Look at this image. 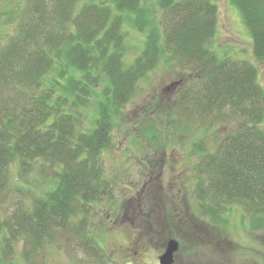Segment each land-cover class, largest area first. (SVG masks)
<instances>
[{
    "label": "trees",
    "instance_id": "trees-1",
    "mask_svg": "<svg viewBox=\"0 0 264 264\" xmlns=\"http://www.w3.org/2000/svg\"><path fill=\"white\" fill-rule=\"evenodd\" d=\"M78 1L30 0L17 35L0 50V184L12 167L20 175L41 162L59 168L52 189L24 209L18 202L4 233L39 248L101 203L100 157L112 145L114 120L160 58L200 76L194 97L200 114L229 107L243 121L198 167L201 195L218 205L232 201L264 210V92L252 65L213 52L216 6L158 0L157 13L145 0H90L74 11ZM229 1L250 35L255 60L264 61V0ZM124 24L144 35L143 50L129 65ZM92 101V125L84 128ZM79 230L87 253L92 244L98 250Z\"/></svg>",
    "mask_w": 264,
    "mask_h": 264
},
{
    "label": "rangeland",
    "instance_id": "rangeland-1",
    "mask_svg": "<svg viewBox=\"0 0 264 264\" xmlns=\"http://www.w3.org/2000/svg\"><path fill=\"white\" fill-rule=\"evenodd\" d=\"M87 1L79 0L74 11ZM157 1L145 0V5L158 13ZM210 2L217 10L213 52L219 59L252 65L264 92V61L255 60L238 10L229 0ZM29 4L0 0V50L17 35ZM124 30V62L129 65L143 50L144 35L127 24ZM183 65L160 58L137 84L114 120L111 147L100 157L101 203L81 219H70L39 248L4 233L3 223L10 221L18 202L24 209V203L52 189L59 168L41 162L22 175L18 167L8 170L6 183L0 184V264H158L170 240L178 243L172 264H264L262 207L232 201L218 205L204 198L203 176L197 171L243 121L229 107L200 114L194 98L200 76ZM94 106V101L88 105L84 128L92 125ZM259 128L264 131V119ZM77 225L98 250L92 244L87 253Z\"/></svg>",
    "mask_w": 264,
    "mask_h": 264
},
{
    "label": "water",
    "instance_id": "water-1",
    "mask_svg": "<svg viewBox=\"0 0 264 264\" xmlns=\"http://www.w3.org/2000/svg\"><path fill=\"white\" fill-rule=\"evenodd\" d=\"M178 250V243L170 240L165 248L164 253L159 257V264H172L173 255Z\"/></svg>",
    "mask_w": 264,
    "mask_h": 264
},
{
    "label": "flooded vegetation",
    "instance_id": "flooded-vegetation-1",
    "mask_svg": "<svg viewBox=\"0 0 264 264\" xmlns=\"http://www.w3.org/2000/svg\"><path fill=\"white\" fill-rule=\"evenodd\" d=\"M158 264H159V262H158Z\"/></svg>",
    "mask_w": 264,
    "mask_h": 264
}]
</instances>
